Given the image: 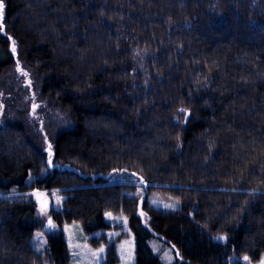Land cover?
I'll return each instance as SVG.
<instances>
[{
    "label": "trees",
    "instance_id": "obj_1",
    "mask_svg": "<svg viewBox=\"0 0 264 264\" xmlns=\"http://www.w3.org/2000/svg\"><path fill=\"white\" fill-rule=\"evenodd\" d=\"M0 102L15 117L0 123V264L69 261L60 229L34 247L36 189L65 193L60 226L92 233L124 213L136 264L263 255L264 0H5ZM115 173L182 205L157 207ZM153 238L176 245L173 261ZM119 260L112 243L104 264Z\"/></svg>",
    "mask_w": 264,
    "mask_h": 264
},
{
    "label": "rangeland",
    "instance_id": "obj_2",
    "mask_svg": "<svg viewBox=\"0 0 264 264\" xmlns=\"http://www.w3.org/2000/svg\"><path fill=\"white\" fill-rule=\"evenodd\" d=\"M3 3L5 5V0H3ZM13 49L16 51L17 47L14 45ZM18 70L20 73H24V67L21 63L18 64ZM31 104V110L33 112H37L39 108L37 101L33 100ZM2 109V103L0 102V123L1 121L10 119V115L6 116L4 113H2ZM110 181L138 182L137 193L140 194L141 197L147 196L150 202L157 207L163 209H175L181 207L182 205L181 201L171 197H165L158 191H152L148 193L146 187L139 185L140 181H137L135 175L133 174L115 173L110 176ZM39 192L44 194L39 201L41 205L40 210L42 216L44 217V224L41 229H37L35 231L33 236V244L38 251H46L48 245V233L60 229L64 233V237L68 246L69 261L67 264H104L107 260L108 247L112 243H115L120 256V260L117 264H136V236L130 226L128 217L124 213H114L112 211H107L105 213V217L107 222L111 224V227L98 229L92 233H87L79 220L66 222L60 226V224H58L53 218L51 208L60 209L63 207L65 199L64 194H61L57 190L49 192L42 189H36L33 193L37 194ZM46 202L47 206L44 207ZM145 217L147 220L149 219L147 214ZM49 221H51V223H49ZM48 224L49 226H47ZM103 234L106 235L107 241L100 244L92 243V238H102ZM214 237L215 239L223 242L227 241L228 239V235L225 233L215 235ZM151 245L165 261L171 262L174 260V253L171 252V250H164L163 248L168 247L174 251L177 249L176 245H169L163 241L156 240L155 238L151 240ZM245 257H248V259L245 260ZM230 258L241 260L243 264H261V262L264 261V253L258 260H254L246 254H232ZM46 264L51 263L46 261Z\"/></svg>",
    "mask_w": 264,
    "mask_h": 264
},
{
    "label": "snow or ice",
    "instance_id": "obj_3",
    "mask_svg": "<svg viewBox=\"0 0 264 264\" xmlns=\"http://www.w3.org/2000/svg\"><path fill=\"white\" fill-rule=\"evenodd\" d=\"M4 7H5V5L3 3V0H0V20H2V17H3V14H4ZM14 50L15 49H13V51ZM49 223H51V221H49ZM244 259L247 260L248 257H245ZM261 264H264V261H262Z\"/></svg>",
    "mask_w": 264,
    "mask_h": 264
},
{
    "label": "bare ground",
    "instance_id": "obj_4",
    "mask_svg": "<svg viewBox=\"0 0 264 264\" xmlns=\"http://www.w3.org/2000/svg\"><path fill=\"white\" fill-rule=\"evenodd\" d=\"M4 77H5V76H4ZM7 77H8V76H7ZM1 81H2V80H1ZM23 99H24V98H23ZM23 99H22V100H23ZM19 100H20V98H19ZM19 100H18V101H19ZM23 101H24V100H23ZM23 101H22V102H23ZM23 106H25L24 102H23ZM16 113H17V112H16ZM18 113H19V112H18ZM7 116H8V115H7ZM15 116H16V115H15ZM20 117L23 118L22 116H20ZM20 117H19V118H16V120H17V119H20ZM8 118H9V117H8ZM10 118H11V122H12V118H14V120H15V117H14V116H12V117L10 116ZM8 120H9V119H8ZM22 120L24 121V119H22ZM23 121H22V122H23ZM13 122H14V121H13ZM16 122H20V120L15 121V124H16ZM2 123H3V122H2ZM5 123H6V122H5ZM10 124H12V123H10ZM6 125H7V124H6ZM6 125H5V126H6ZM8 125H9V124H8ZM12 125H14V124H12ZM14 126H15V125H14ZM0 127H1V126H0ZM8 127H9V126H8ZM4 128H5V127H4ZM11 128L13 129V127H11ZM105 177H107V176H105ZM108 178H109V177H108ZM107 181H108V180H107ZM110 183H111V182H110ZM61 192H64V190L61 191ZM66 193H67V192H66ZM64 194H65V193H64Z\"/></svg>",
    "mask_w": 264,
    "mask_h": 264
},
{
    "label": "water",
    "instance_id": "obj_5",
    "mask_svg": "<svg viewBox=\"0 0 264 264\" xmlns=\"http://www.w3.org/2000/svg\"><path fill=\"white\" fill-rule=\"evenodd\" d=\"M36 195H37L38 200L40 201V198H42L44 194L42 192H39ZM46 206H47V202L45 203L44 207H46ZM48 226H49V224H48Z\"/></svg>",
    "mask_w": 264,
    "mask_h": 264
}]
</instances>
